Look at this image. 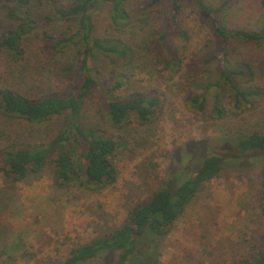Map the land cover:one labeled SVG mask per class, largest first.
Returning <instances> with one entry per match:
<instances>
[{"label":"trees","instance_id":"1","mask_svg":"<svg viewBox=\"0 0 264 264\" xmlns=\"http://www.w3.org/2000/svg\"><path fill=\"white\" fill-rule=\"evenodd\" d=\"M161 1L139 0L132 4L130 0H39L43 10L35 12L32 0H0V56L8 63V73L12 77L23 76L19 66L26 54L25 46L30 38H37L43 55L52 59L55 79L54 88L35 95L0 84L2 116L45 126L41 140L33 138L19 144L8 137L0 143V213L8 214L7 217L10 210L17 215L23 213L17 197L7 195L4 188L32 177L47 176L53 188L47 197V208H43L44 215L49 207L64 202V195L68 197L76 190L102 191L115 182L113 160L127 145L123 129L131 120L139 125L155 121L164 106L157 88L134 89L127 98L115 95L125 83L133 84L135 70L141 72L147 67L149 73H157L165 81L180 75L190 90L183 94L185 103L196 118L209 115L221 120L228 114L237 116L259 101L261 89L249 85L255 75L252 64L236 57V47L255 46L262 51L264 60V0H167L169 5L162 19L157 17L152 22ZM186 7H191L215 37L213 53L204 52L192 61L198 70L194 73L189 71V62L182 63L180 54V42L187 39V31L180 24ZM102 8L106 9L107 29L96 34L94 14ZM231 14L245 25L228 24ZM132 26L143 34V49L125 41V32ZM172 35L179 45L174 48L169 45ZM141 50L152 54L150 63L139 61L143 57ZM99 58L102 66L96 65ZM212 62L216 63L214 70L209 68ZM210 71L215 73L213 81L206 78ZM244 76L248 80L245 86L239 81ZM211 87L218 91H214L212 107L208 109L207 93ZM94 90L105 103L104 108L99 105L97 110L106 127L99 122L84 125L81 120L85 98ZM34 130L29 131L32 137L39 133V128ZM219 135L232 145L226 157L240 158L251 152L253 157L264 152V128L248 133L238 131L233 138H228L224 130ZM209 154H203L199 166L188 169L179 181L168 179L148 198L133 204L120 226L72 247L57 264L93 260L100 264H156L160 240L184 214L201 186L222 168L226 157ZM176 172L174 169L169 178ZM260 185L258 206L264 215V170ZM18 219L19 231L0 218V264L29 262L38 254L25 242L27 235L33 233L30 223L22 221V217ZM150 249H154L153 255L149 254ZM234 264H264V231L245 247Z\"/></svg>","mask_w":264,"mask_h":264},{"label":"rangeland","instance_id":"2","mask_svg":"<svg viewBox=\"0 0 264 264\" xmlns=\"http://www.w3.org/2000/svg\"><path fill=\"white\" fill-rule=\"evenodd\" d=\"M130 1L134 4L139 0ZM32 3L35 12L43 10V4L39 0H32ZM168 5L169 1L162 0L160 11L153 14L154 17L150 21L155 22L157 17L162 19ZM94 21L96 34L104 33L107 29L106 9L96 11ZM227 21L234 27L245 25L233 14L229 15ZM180 24L187 31L186 41L180 42V45H183L180 53L182 63L189 62V71L194 73L198 70L192 65V61L204 52L213 53L215 37L208 25L199 19L191 7L185 8ZM124 38L131 46L142 48L140 45L143 42V34L137 26L126 30ZM169 45L172 48L178 45L175 35L170 37ZM25 48L26 54L19 66L22 77H12L11 73H8L5 57L0 56L2 75L0 84L28 95L54 88L52 59L41 52L39 39L30 38ZM236 48V57L250 62L255 72L253 80L249 82L250 88L257 87L262 91L255 106L247 108L245 112L237 116L228 114L221 120L213 119L209 115L196 118L185 103L186 97L183 94L186 90L189 92L190 90L180 75L165 81L161 80L157 73H149L147 67L141 72L135 70L131 79L133 84L125 83L114 92L115 95L127 98L134 89L157 88L162 94L164 106L155 121L147 125H139L131 120L123 129L127 145L113 160L116 180L112 185L102 191L85 193L76 190L68 197L64 195V202L49 207L44 215L43 208H47V197L53 189L47 176L32 177L25 183L7 184L4 192L17 197L16 203L23 213L17 215L10 210L9 217L6 213H0V218L3 222L6 219L18 231L21 226L18 218L22 217V221L30 223L33 233L27 235L25 242L34 247L30 250L38 253L34 255L32 261H20L18 264L60 263L68 256L72 247L120 226L133 204L148 198L153 190L167 183L168 179L179 181L187 174L188 169L197 168L199 161L203 159H201L203 154L209 152V155L226 157L232 145L223 140L219 135L220 130L226 131L228 138L235 137L238 131L248 133L257 129L262 130L264 128V60H261L263 53L252 45ZM139 53L143 56L139 58L140 62H151V53H144L143 50ZM97 62L94 64L102 66L100 58ZM215 67V62L209 64L212 70ZM101 70L105 72L107 69ZM206 78L209 81L215 80L214 71H210ZM239 81L245 86L248 80L244 76L239 78ZM200 83L204 84V82ZM214 91L218 89L211 87L207 93L208 109L212 107ZM100 97L102 96L94 90L85 98L81 119L84 125L99 122V125L103 126L97 109L99 105L104 108L105 103ZM44 127L0 114V143L8 137H13L19 144H26L29 140L33 141V138L41 140L45 136L41 133L45 130ZM37 128L39 133L32 137L29 131ZM108 130L113 129L108 128ZM186 143L188 144L184 146ZM251 153L240 158L224 159L221 170L201 186L184 214L160 240L161 246L158 248L156 264H234V260L245 247L258 239L264 231V215L258 206L260 180L264 170V152H258L253 157ZM174 169L177 172L169 178ZM2 179L0 174V187L3 184ZM149 254L153 255L154 249H150ZM85 264L100 263L93 260Z\"/></svg>","mask_w":264,"mask_h":264}]
</instances>
